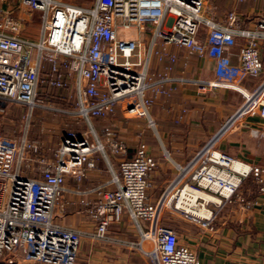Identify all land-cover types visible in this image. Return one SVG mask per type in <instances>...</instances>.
Returning <instances> with one entry per match:
<instances>
[{
	"label": "built area",
	"instance_id": "built-area-1",
	"mask_svg": "<svg viewBox=\"0 0 264 264\" xmlns=\"http://www.w3.org/2000/svg\"><path fill=\"white\" fill-rule=\"evenodd\" d=\"M208 0H96L91 8L64 4L60 0H22L31 11L41 13L36 30L38 42L21 38V24L10 16L0 18V107L4 104L47 108L41 100V84L50 88L76 89L78 116L91 123L105 118L119 108L127 116L146 119L149 128L156 122L149 109L155 100L168 93L173 79L161 74L151 76L146 61L141 59L142 45L134 39L121 37V31H152L153 46L157 41L185 49L189 55L209 57L213 62L210 78L199 81L200 89L209 86L238 87L248 77L263 72L261 52L264 50V18L243 29L236 11L228 14V25L222 27L204 16ZM243 2L245 0H235ZM204 35V37H203ZM243 40L238 52L239 64L231 63L229 50ZM48 69V70H47ZM47 70V79L41 71ZM262 89L247 94L245 108L254 106L264 119ZM1 110V108H0ZM2 111V110H1ZM114 154L126 156V145L106 130ZM199 168L182 183L181 175L168 187V203L176 210L192 213L199 203V190L211 192L221 204L237 200L249 209L252 203L239 193L251 175L264 194L263 170L247 168L225 154L206 148ZM104 156L105 146L93 128L65 132L56 152L57 162L47 163L42 178H30L22 168L35 156L41 157L39 141L24 136L8 137L0 130V259L21 255L33 264H76L82 235L79 231L54 223L55 211L62 197L68 176L83 179L86 167H96L94 155ZM35 161V160H34ZM156 162L141 145L132 160L120 163V177L114 175L115 190L95 189L94 202L86 203V215L96 223L93 238L107 239L109 229L128 214L137 225L142 244L148 241V252L155 264H202L195 251L180 244L178 235L159 225L161 205L147 200L148 178ZM214 214L203 223L209 227ZM140 221L150 223L145 233Z\"/></svg>",
	"mask_w": 264,
	"mask_h": 264
},
{
	"label": "crops",
	"instance_id": "crops-1",
	"mask_svg": "<svg viewBox=\"0 0 264 264\" xmlns=\"http://www.w3.org/2000/svg\"><path fill=\"white\" fill-rule=\"evenodd\" d=\"M95 1L63 3L91 8ZM232 11L239 14L243 29L250 28L264 18V0H208L204 16L225 27L228 25V14ZM5 15L20 22L21 38L31 42L40 41L41 35L36 30L40 12L31 11L22 0H0V18ZM120 34L123 38L141 43L140 56L142 61L147 62L151 76L158 79L161 74H168L173 79L168 93L158 97L149 109L156 122L154 129L148 127L146 119L129 117L119 108L105 118L92 119L91 123L84 121L76 112V89L72 86L64 90L50 88L43 83L38 95L41 100L60 101L65 107L71 105V109L53 110L83 120L80 126L76 123L66 124L65 132L73 128L80 132L93 128L105 146L106 156L96 153V167H86L83 179L71 176L65 178L62 197L55 211L56 225L77 230L82 235L76 264H148V259L155 264L148 254L152 249L151 244L145 241L142 249L138 247L141 244L140 232L128 214H124L119 224L110 227L106 240L96 241L93 238L96 223L85 213L86 203L97 199L95 189H116L112 179L114 175L120 177L121 161L134 159L143 144L156 162V168L148 178L147 201L156 206L161 205L159 225L175 232L180 244L195 251L202 264H264V194L260 193V185L254 176L244 181L239 192L246 201L252 203L249 209L237 200L232 203L223 201L221 204L218 196L199 190L195 193L199 203L187 215L182 210H176L174 202L171 201L170 205V196H166L168 187L181 175L182 169L181 181L185 183L199 168L203 151L209 147L247 168H261L264 180V119L254 106L245 108V95L256 93L264 87V50L261 52L263 72L259 77L248 76L238 87L209 86L200 89L199 81H207L213 68L209 57L189 55L185 49L164 45L161 41L153 46L152 31L132 29L121 31ZM242 44L243 40L238 39L229 50L234 65L239 64L238 52ZM47 70L41 71L42 80L48 78ZM261 96L264 97V90ZM37 109L43 108L36 107L31 112L27 108L31 119ZM2 112L3 109L0 114ZM31 126L29 123L25 132L18 136L25 135L29 141L38 140L40 155L46 163L36 161L32 155L23 166L22 173L40 179L46 164L57 162L56 152L65 132L61 136L54 135L55 144L50 145L53 138L49 139L48 133H44L48 128H42L40 122L37 126L43 132L32 135ZM0 130L5 136L17 137L1 127ZM106 130H110L115 139L126 145V156L112 152ZM7 199L8 196L3 195L1 206L6 204ZM212 214L214 218L209 227L203 226ZM140 226L145 233L151 229L150 223L145 221H140ZM27 263L21 255L9 254L0 259V264Z\"/></svg>",
	"mask_w": 264,
	"mask_h": 264
},
{
	"label": "rangeland",
	"instance_id": "rangeland-1",
	"mask_svg": "<svg viewBox=\"0 0 264 264\" xmlns=\"http://www.w3.org/2000/svg\"><path fill=\"white\" fill-rule=\"evenodd\" d=\"M62 1L65 3H73V4H78L81 2V0H62ZM45 105H47L46 106L47 108L37 109L34 113L33 119H31L28 113L29 110L27 111V108L14 104H4L0 107L1 110L2 109L4 110V112L0 114V127L4 131L11 132L13 135L18 136L21 135L22 132L24 133L25 127L28 126L29 123H31L32 128L30 132L32 135H34L40 132L39 127L37 125L41 122L42 128L43 127L48 128L47 130L44 131V133H48L49 139L53 138L52 142L49 143L50 145H53V143L55 144L54 135L61 136L63 132H65L64 126L66 124L71 125L76 123L77 126L83 124V120L81 121V119L77 118V116L75 117L71 115H65L63 113L53 110V109H57V110L71 109L72 108L71 105H67V107H65L62 102L60 101L54 102L51 100L45 102ZM27 264H33V263H27ZM148 264H152V262L149 259H148Z\"/></svg>",
	"mask_w": 264,
	"mask_h": 264
}]
</instances>
